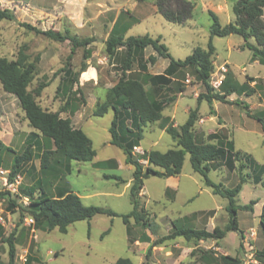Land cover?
<instances>
[{"label":"rangeland","instance_id":"rangeland-1","mask_svg":"<svg viewBox=\"0 0 264 264\" xmlns=\"http://www.w3.org/2000/svg\"><path fill=\"white\" fill-rule=\"evenodd\" d=\"M135 1L0 0L2 8H9L15 14L14 19H0V57L15 60L23 51L29 61H35V77L29 88L49 83L37 97L45 109L59 110L71 89V104L61 116L71 117L73 125L89 135L97 151L91 161L71 160L69 172L63 168L42 169L41 155L45 150L53 149L54 144L42 135L36 137L32 158L15 178L19 181L16 182L17 189L11 190L23 196L16 197L17 206L0 200V222L4 225L3 238L0 239L1 260L6 263L9 261L10 245L4 239L14 232L17 237L15 264H28V260L23 261L25 255L32 258L30 264H113L119 257H129L134 264H224L225 255L239 258L240 264H264V258L260 255V251H264V226L261 223L264 210V129L260 121L247 115V111H250L251 115L260 116L264 120V64L253 62L252 51L247 47H237L244 43V38L239 34L213 37L217 56H214L209 83L213 77L218 78L215 73L222 62L227 60L233 69L228 67L225 73L229 80L237 85L248 82L255 87L252 95L233 94L227 96L226 101L214 100L210 105L207 100H203L199 104L197 98L206 91V86L191 67L180 70L175 75L176 81L159 93L154 92L149 83H146V87L152 97L176 95L177 98L168 104L163 113L174 114L179 123H184L189 112L199 107V119L194 129L197 141L208 142L207 133L222 132L234 140L237 149L253 157L258 164L248 163L247 158L242 156L235 161L233 169L227 165L228 157L217 158L211 163L212 170L209 173L214 181L226 187L235 186L243 174L246 182L236 201L242 205L255 201L253 209L239 210L240 231H231L223 239H165L172 232L174 222L213 230L217 225L225 227L230 220L226 209L228 200L214 194L212 188L205 184L203 176L194 171L190 153H187L181 174L172 177L151 175L144 179L139 201L145 216L155 224L151 229L145 228L131 218L133 235L138 240L132 243L129 241L127 225L121 214L133 209L131 185L134 167L125 162L122 149L110 143L113 109L103 116L94 115V110L106 101L109 88L122 75L125 50L110 57L106 48L111 25L119 11L122 18H126L127 10L133 8ZM138 2L143 4L144 0ZM220 22L223 25L229 22L226 15H221ZM24 23L41 30H69L80 39L93 37L94 41L73 50L70 40H55L28 28ZM191 23H173L157 12L137 24L128 34L143 35L147 31L161 34L173 57L184 59L197 46L207 48L211 36L212 18L208 13L197 9ZM86 49L91 50L88 58ZM151 51V47H148L135 57L133 69L127 72L129 77L145 80L140 59L148 56ZM84 62L90 69L82 72L79 84L71 87V78L63 68L67 65L73 71H78ZM165 62L169 63V60L165 59ZM162 63L158 67H162ZM158 67L154 66L152 70ZM246 73L258 77L248 79ZM216 111L223 114L210 120L207 116L216 114ZM0 117V136L4 138V143H10L14 152H22L34 128L26 119L18 98L6 92L1 82ZM223 123L226 125L221 128L219 124ZM174 147L176 142L157 121L145 127L144 138L134 153L137 158H142L146 150L167 151ZM13 151L5 150L2 153V190L8 189L3 177H9L14 163ZM99 161L107 163L101 167L94 166ZM141 161L146 163L144 159ZM246 163L250 166L243 167ZM2 169L7 171L2 173ZM109 174L121 175L122 179L107 178ZM62 175L85 204L111 208L119 215L97 214L91 219L76 221L66 233L58 228L50 231L38 229L35 224L28 225L26 219L31 216L21 206L29 204L24 193L29 187H36L34 197H37L40 193L37 180L41 179V187L49 195H57V187L64 183ZM109 228L110 231L105 233Z\"/></svg>","mask_w":264,"mask_h":264},{"label":"trees","instance_id":"trees-1","mask_svg":"<svg viewBox=\"0 0 264 264\" xmlns=\"http://www.w3.org/2000/svg\"><path fill=\"white\" fill-rule=\"evenodd\" d=\"M158 11L170 22L186 25L193 17L195 3L190 0H156ZM235 20L225 25L220 22L219 16L209 11L212 18L210 26V39L208 47L203 48L197 46L192 53L184 59H176L171 54L169 47L162 41V36L152 37L149 34L129 35L128 29L137 22V18L128 15L122 18V13L115 21L108 38L106 39V48L110 57H114L120 47L126 48L125 59L122 64V75L118 82L109 88L107 99L98 105L94 110V115L103 116L113 109L114 116L110 126L111 139L110 143L118 146L125 154V162L134 167L133 181L131 185V202L133 209L129 213L121 214L127 225V233L130 243L138 240L133 235V225L131 218L135 222L145 228H150L155 224L145 216L144 208L140 205L139 194L143 188L144 179L151 175L160 177L177 176L181 174L187 153H190V160L194 171L200 173L207 186L212 188L214 194L221 195L228 200L226 209L229 213L230 220L225 227L215 226L213 230L206 228H196L187 225H179L173 223V230L165 239L183 237L187 240H220L227 236L231 231H240L238 213L239 210H252L253 203L239 204L236 201L237 195L242 190L246 177L241 174L239 182L233 187H226L221 182L214 181L209 173L212 170L211 163L217 158L228 157L227 165L230 169L234 168V163L244 156L248 163L258 164L249 153L242 152L237 149L234 140L227 137L222 132H211L208 135L210 141L199 142L196 140L194 131L196 122L199 119V107L191 110L187 120L180 124L174 125L169 116H165L163 111L168 104L174 101L176 95L164 98L152 97L146 88V83L153 85L154 92L158 89H164L166 86L176 81L175 75L184 68H194L196 76L206 86V91L201 93L197 100H207L212 105L214 100L226 101L227 96L237 93L251 95L255 92V88L248 82L237 85L231 82L226 75L219 89L214 88L209 83V78L214 68V56L216 54V46L213 42L214 36H226L231 34H239L244 38V46L252 51V60H259L264 64V0H237L233 5ZM14 19L15 14L9 8H2L0 3V19ZM30 29L38 33L47 35L50 38L59 41L70 40L72 49L78 46H87L94 41L93 37L83 39L72 35L69 30L64 32L47 29L41 30L29 23H24ZM252 39L254 41H252ZM148 46H151L156 54H151L147 60L140 59L141 70L144 73V81L139 78L129 77L127 71L132 69L134 59L142 53ZM91 55V50L86 49V58ZM159 57L168 58L169 65L163 73L152 75L147 72L145 62H155ZM88 68L87 63H83L78 71H73L67 65L63 68L65 74L71 78V87L79 84L80 74ZM36 72L35 61H29L28 55L23 51L17 59L11 60L5 56L0 57V82L6 92L14 94L25 113L29 124L34 128L26 142L24 143L22 152H14L13 148L6 145L0 139V161L2 153L5 150L14 152V163L9 173L10 182H14L16 176L21 172L23 166L31 160L33 147L35 146L36 137L42 135L50 139L53 149H47L41 155V168L70 171L71 160L91 161L97 155L93 141L89 135L82 129L73 125L71 117L61 116L62 112H66L71 104V89L67 94L65 103L59 110L51 111L45 109L38 102L37 97L43 92V89L49 85L48 82L39 84L36 88L30 89L29 86L34 80ZM252 78V77H251ZM180 85L181 83L178 82ZM61 84L58 87L60 90ZM180 91L183 87H179ZM246 107V106H245ZM259 120L264 129V120L260 116L251 115ZM130 121V124L128 123ZM160 121L161 127L169 133L176 147L161 151L159 149L146 150L142 158H137L134 149L141 145L144 138L145 127L149 123ZM216 140V142H211ZM144 159L146 163L142 162ZM107 161H99L94 166H105ZM243 167L250 166L243 164ZM262 168V167H261ZM107 178H116L121 180V175L109 174ZM63 185L57 187V195H49L43 187H41V179L37 180L40 186V193L34 197L37 188L29 187L24 193L29 199L28 205H21L31 217L34 218V224L38 229L53 230L58 228L61 232H68L69 226L79 220L91 219L97 214H108L111 216L119 215V213L111 208L87 205L82 197L72 190L65 181V176H61ZM20 193L0 189V200L9 201L12 205L17 206L16 197H21ZM264 226V210L261 218ZM4 226L0 223V238H3ZM110 228L105 231L108 233ZM15 233L4 239L9 242V261L6 263L1 260L0 264H15L16 241ZM260 255L264 258V251H260ZM224 264H240L241 260L237 257L225 255L223 257ZM28 264L32 258L28 257ZM113 264H134L129 257H119Z\"/></svg>","mask_w":264,"mask_h":264},{"label":"crops","instance_id":"crops-1","mask_svg":"<svg viewBox=\"0 0 264 264\" xmlns=\"http://www.w3.org/2000/svg\"><path fill=\"white\" fill-rule=\"evenodd\" d=\"M190 1H192V2H194L195 3V8H194V14H193V17L187 22V24L186 25H191L192 23H191V21H192V19L194 18V15H195V11L197 10V9H199L201 12H203V13H208L209 14V11H213V12H215L218 16H219V18L221 17V15L223 14V15H226V17H227V19H228V21L229 22H231V21H234L235 20V14H234V12H233V5H234V3L237 1V0H190ZM111 10V9H110ZM113 10V9H112ZM127 11H129V14L128 15H132V17H134V18H137V22H135L134 24H132V26L128 29V31H127V36H129V31H131L137 24H139V23H142L143 21H145V20H148L150 17H151V15H155L157 12H159L158 11V8H157V5H156V0H144V2H143V4H139V2H138V0H136L135 1V3H134V5H133V8H129ZM160 13V12H159ZM121 14V11H119L118 13H117V16H115V19H114V21H113V23H112V25H111V29H112V27H113V25H114V23H115V21L117 20V18L119 17V15ZM161 14V13H160ZM228 22V23H229ZM111 31V30H110ZM110 33V32H109ZM145 34H149V35H151L152 37H157V36H159V35H161V34H155L154 32H151V31H147ZM140 35H142V34H140ZM144 35V34H143ZM109 36V35H108ZM162 36V35H161ZM108 38V37H107ZM162 41H163V36H162ZM244 43H245V41H244ZM244 43H240V44H238V48H240V49H244V48H246L245 46H244ZM148 47H151V46H148ZM147 47V48H148ZM125 50V52H126V48L125 47H120L119 49H118V51H120V50ZM151 49H152V51H151V53L148 55V56H146L145 58H144V61L145 60H147L148 59V57L151 55V54H156V52H155V50L151 47ZM117 51V52H118ZM216 56H217V49H216V54H215ZM165 59H168V58H163V57H159L155 62H151V61H147V62H145L146 63V66H147V72L148 73H151L152 75H156V74H160V73H163L164 71H165V69L167 68V66L169 65V63H166L165 62ZM169 60V59H168ZM253 62H259L260 63V61L259 60H252ZM163 62V63H162ZM170 62V61H169ZM159 63H162V67H158V65H159ZM222 64H226L229 68L231 67L230 66V63L227 61V60H225L224 62H222ZM221 64V65H222ZM262 64V63H261ZM154 66H157L158 68L156 69V70H152V68L154 67ZM133 67L134 66H132V69H133ZM246 67V66H245ZM245 67H244V69H245ZM88 69H90V68H88ZM87 69V70H88ZM131 69V70H132ZM231 69H232V67H231ZM131 70H128V71H131ZM233 70V69H232ZM96 71V70H95ZM127 71V72H128ZM245 71H247V70H245ZM234 72V71H233ZM143 73H145V71L143 72ZM97 74V73H96ZM245 76H247V78L248 79H252L253 78V76H254V78L255 77H258V76H256V75H252V74H249V73H246L245 74ZM96 77V75L94 76V77H92V78H95ZM252 77V78H251ZM175 78V77H174ZM118 82V81H117ZM116 82V83H117ZM115 83V84H116ZM115 84H113V85H115ZM112 85V86H113ZM149 85L151 86V87H153V85L151 84V83H149ZM252 87H254V86H252ZM147 88V87H146ZM255 88V87H254ZM163 89H161L160 91H162ZM181 92H183V91H181ZM180 92V93H181ZM156 93H159V90L157 89L156 90ZM233 94H237V93H233ZM233 94H231V95H233ZM237 95H239V94H237ZM245 95H247V94H245ZM252 95V94H251ZM247 96H249V95H247ZM158 99H159V97H157ZM4 113H5V111H3V113H2V115H4ZM223 114V112H221V111H216V114H213V115H211V116H207L210 120H215V118H217L218 116H220V115H222ZM165 115V114H164ZM247 115L248 116H250L248 113H247ZM165 116H169L170 118H171V120L174 122V125H180V124H182V123H179V121H177V120H175V115L173 114V115H165ZM224 117H225V115H224ZM250 117H252V116H250ZM1 118V117H0ZM226 118H228L227 116H226ZM254 118V117H253ZM256 119V118H255ZM259 121V120H258ZM160 122V121H159ZM201 123V122H200ZM160 125H161V123H160ZM226 124L225 123H223V124H219V126L222 128V126H225ZM163 129V128H162ZM164 130V129H163ZM209 135V133H207L206 134V136H208ZM0 139L4 142V138L2 137V136H0ZM7 145H9L10 146V143H7ZM170 177H172V176H170ZM177 179V178H176ZM1 223V222H0ZM1 224H3V223H1ZM4 226V225H3ZM0 239H2V238H0Z\"/></svg>","mask_w":264,"mask_h":264},{"label":"built area","instance_id":"built-area-1","mask_svg":"<svg viewBox=\"0 0 264 264\" xmlns=\"http://www.w3.org/2000/svg\"><path fill=\"white\" fill-rule=\"evenodd\" d=\"M218 68H219L218 71L215 73V74H217L218 78L213 77L212 81H211V85L214 88H216V89L220 88V86L222 85V83H223V81H224V79L226 77L225 73L228 71V66L226 64H222ZM135 148H138V146L135 147ZM6 171L7 170H3V169L1 170L2 173H5ZM3 178L5 180L4 184L8 185V189L10 191L11 190L15 191L17 189L16 188V182L17 183L19 182L18 179H16L14 182H10L9 177L8 178L7 177H3ZM26 220H27L28 225H30V226H32L34 224V222H35L33 217H29ZM26 260H27V256L25 255L24 258H23V261H26Z\"/></svg>","mask_w":264,"mask_h":264},{"label":"bare ground","instance_id":"bare-ground-1","mask_svg":"<svg viewBox=\"0 0 264 264\" xmlns=\"http://www.w3.org/2000/svg\"><path fill=\"white\" fill-rule=\"evenodd\" d=\"M138 149L140 150V147Z\"/></svg>","mask_w":264,"mask_h":264}]
</instances>
